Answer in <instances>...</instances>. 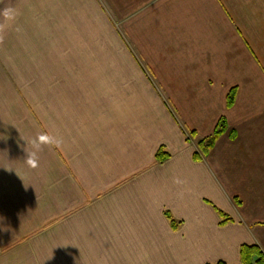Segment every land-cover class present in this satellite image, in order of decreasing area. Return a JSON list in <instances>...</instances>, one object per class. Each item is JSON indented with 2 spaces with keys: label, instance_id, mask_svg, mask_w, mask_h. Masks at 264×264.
Masks as SVG:
<instances>
[{
  "label": "crops",
  "instance_id": "obj_1",
  "mask_svg": "<svg viewBox=\"0 0 264 264\" xmlns=\"http://www.w3.org/2000/svg\"><path fill=\"white\" fill-rule=\"evenodd\" d=\"M242 245L264 253V0H0V264H240Z\"/></svg>",
  "mask_w": 264,
  "mask_h": 264
},
{
  "label": "trees",
  "instance_id": "obj_2",
  "mask_svg": "<svg viewBox=\"0 0 264 264\" xmlns=\"http://www.w3.org/2000/svg\"><path fill=\"white\" fill-rule=\"evenodd\" d=\"M236 89L231 88L226 96V106L231 107L235 101ZM227 129V123L224 117H220L213 132L198 140L197 149L193 153V159L195 161L202 160L207 156L209 151L214 146L216 140L221 136ZM193 133V132H191ZM168 157L167 153H162L160 150L156 154L158 160H164ZM219 216L223 218L222 223L229 220V217L218 210ZM167 217L170 219L171 226L175 228L177 223L173 221L169 215ZM215 264H226L224 262H217ZM240 264H264V253L261 248L257 245H242L240 247Z\"/></svg>",
  "mask_w": 264,
  "mask_h": 264
},
{
  "label": "clouds",
  "instance_id": "obj_3",
  "mask_svg": "<svg viewBox=\"0 0 264 264\" xmlns=\"http://www.w3.org/2000/svg\"><path fill=\"white\" fill-rule=\"evenodd\" d=\"M4 15L5 17L11 19V15L8 11H5L4 12ZM33 145L37 148H39L42 144H56L58 145L60 143V140L55 137V136H52V135H48V134H42L40 136H38L37 138H35L33 141H32ZM33 157H35V153L32 154ZM35 161L33 160V163Z\"/></svg>",
  "mask_w": 264,
  "mask_h": 264
}]
</instances>
